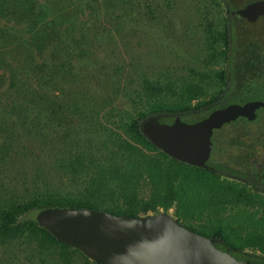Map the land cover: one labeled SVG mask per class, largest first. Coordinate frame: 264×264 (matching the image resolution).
<instances>
[{"label":"trees","instance_id":"trees-1","mask_svg":"<svg viewBox=\"0 0 264 264\" xmlns=\"http://www.w3.org/2000/svg\"><path fill=\"white\" fill-rule=\"evenodd\" d=\"M0 1L4 2L0 4V19H5L3 6L12 16L24 15L29 34L23 38L0 28V89L8 83L4 93L0 91V189L4 191L6 188L2 172L16 158L15 148L21 152L24 160L33 164L36 172L32 185L24 193L5 190L7 196L0 200V264H76L75 260L79 264H101L58 240L39 224L36 214L45 207H90L124 215L156 213L160 208L168 210L177 201L184 203L187 184L193 181L207 182L213 188L210 206L217 212L220 208L214 205L220 202L219 189L225 196L236 192L232 187L228 189L229 192L220 187L221 182L214 170L181 162L164 153L142 133L140 121L159 112L169 114L162 118L164 122H172L176 115L183 120L190 117L191 121H197L208 114L204 106L221 95L222 103L244 102L257 97L260 95L259 88L264 85L263 42L237 39L234 20L229 21L226 15L223 30L209 41L213 50L216 49L215 42L221 44L223 49L220 51L224 58L232 61L230 80L227 72L222 70L216 73L220 84L217 94L210 100L192 104L202 93L198 83L185 80L174 84L143 75L140 90L144 106L135 116L111 120L112 124L108 127L107 123L98 121V115L100 107L112 106V96L104 98L100 104L89 98L86 90L72 91L69 85L63 89L64 98L56 92L51 95L45 88L46 84H60L56 76H61L62 81L70 76L64 82L74 81L73 68L68 59L55 64L53 57L50 67L45 60L41 61V52L45 50V45L54 41L58 27V21L49 18L51 7L46 5L48 2L37 6L35 0ZM54 1L57 6L63 4L65 7L62 0H53L52 4H55ZM220 1L224 7L227 0ZM25 11L27 13L24 14ZM97 12L94 11L93 15ZM82 26L84 28V24ZM82 38L81 43L86 36ZM9 49L11 53L6 56L5 51ZM44 114L50 116L48 120L42 118ZM68 115H75L78 120L94 125L98 138L105 137L103 143L94 148L92 142L81 144V140H70L73 133L70 123L73 119L62 121ZM5 116L18 117V123L25 132H16V121H11L12 124L6 122L3 119ZM53 125L54 128L60 126L54 135L48 130ZM28 133L44 138V142L22 143L24 134ZM213 143L214 153L220 147ZM47 147L59 155L54 160V166H51L53 170L57 173L61 169L71 171L73 185L63 180L61 175L56 180L47 170L42 159V152ZM84 155L95 158L90 162L89 172L79 177V171L85 168ZM142 182L151 186L148 198L139 194ZM188 227L197 231L194 227ZM221 228L214 226L208 236L223 235ZM248 243L258 245L264 251V240H251ZM54 256L57 262H48L47 258Z\"/></svg>","mask_w":264,"mask_h":264},{"label":"rangeland","instance_id":"rangeland-1","mask_svg":"<svg viewBox=\"0 0 264 264\" xmlns=\"http://www.w3.org/2000/svg\"><path fill=\"white\" fill-rule=\"evenodd\" d=\"M251 1L254 0H227V3L232 10H236ZM35 2L37 6L48 2L49 4L46 5L51 7L50 20L58 21L55 39L45 45V50L41 52V61L45 60L50 67L53 57L55 64L68 59L74 74L72 75L74 81L71 83L64 82L70 76L63 81L60 79L61 76H56L60 84H46L45 88L51 95L56 92L58 96L64 98L63 89L69 85L72 91L86 90L88 97L97 100L100 104L103 103L104 98L112 96L113 101L110 103L112 106L100 107L101 111L98 115V121L107 123L108 127L112 124L111 120L135 116L144 106L140 90L143 75L174 84L185 80L198 83L202 93L192 101V104L209 100L220 89L215 73L223 67L224 55L220 51L223 47L215 42L216 49L213 50L209 42L213 39L212 36L223 30L226 22V10L220 0H62L65 7L62 6L63 4L57 6L55 1V4H52L53 0H35ZM3 3L0 1V4ZM2 8L5 19H0V28L18 36H29L28 25L23 20L24 15L12 16L7 13L8 11L6 12L4 6ZM96 10L100 13L97 12L94 16ZM88 19L90 21L87 22ZM233 20L237 39L264 43V17L256 22H248L241 16H235ZM83 35L86 38L81 43ZM10 50L5 51L6 56L11 53ZM1 54L4 55V52ZM6 85L1 87V92L4 93ZM48 116L44 114L42 118L48 120ZM65 117L67 118L62 121L73 119L70 123L73 131L70 140H81V144L92 142L94 148H98L105 140V137L98 138L94 125L78 120L75 115ZM5 118L3 119L6 122L16 121L17 125L14 126L16 132L24 130L18 123V117L5 116ZM184 120L190 122L191 118L185 117ZM260 126L264 127V121L249 123L242 117L226 123L221 130L214 132L212 140L220 149L212 152L209 162L214 163L217 160L231 162L234 148L231 147L230 139L244 128L258 129ZM59 128L60 126L54 128L53 125L48 130L54 135ZM24 136L22 143L25 144L44 142V138L41 139L39 136L35 138L29 133ZM1 141L2 139L0 144ZM14 151L16 152L14 164L6 165V169L2 172L6 188L3 191L0 187V200L7 196L5 190L24 193L32 185L36 174L33 164L24 160L21 152L16 148ZM55 154L47 147L42 152L44 165H47V170L56 180L60 178L58 175H61L63 180L73 185L74 178L71 171L61 169L57 173L51 167L54 166L55 158L59 156ZM84 156L85 168L79 171V177L89 172L90 162L95 158L91 155ZM138 191L141 197L148 198L151 186L142 182ZM213 194V188L209 183L191 181L187 184L185 202H175L168 211L183 224L196 228L206 236L214 226L219 225L227 226L231 232V226L238 217L233 216L236 210L232 209L230 203L232 201H225L223 211L216 212L210 206ZM218 196L220 198L223 196L220 189ZM214 206L221 208L219 203ZM164 210L160 208V211ZM47 260L57 262L55 256L48 257ZM75 263L79 264V261L75 260Z\"/></svg>","mask_w":264,"mask_h":264},{"label":"water","instance_id":"water-1","mask_svg":"<svg viewBox=\"0 0 264 264\" xmlns=\"http://www.w3.org/2000/svg\"><path fill=\"white\" fill-rule=\"evenodd\" d=\"M235 12L256 22L264 16V0L251 1ZM261 104L260 100L229 103L194 122L180 115L164 122L162 118L169 114L159 112L143 118L140 129L172 158L207 167L214 130L240 116L255 118ZM36 219L58 240L101 264H250L218 248L215 237L189 228L168 210L124 215L90 207L50 206L39 210Z\"/></svg>","mask_w":264,"mask_h":264},{"label":"flooded vegetation","instance_id":"flooded-vegetation-1","mask_svg":"<svg viewBox=\"0 0 264 264\" xmlns=\"http://www.w3.org/2000/svg\"><path fill=\"white\" fill-rule=\"evenodd\" d=\"M224 7L226 11H228L226 15L229 21H233L235 16H240L235 10L231 9L229 3L225 2ZM242 19L245 18L242 17ZM231 63V60L228 61L224 58L223 67L217 70L216 73L223 70L228 73V80H230L229 68ZM216 73L215 77L219 80ZM259 91L260 95L258 97L251 98L244 102H238L245 103L252 100H260L263 102V104L256 109L255 118L249 119L246 116H240L249 123L261 120L264 121V85L259 88ZM222 98L221 95L214 102L204 106L206 113L209 114L214 109L229 104L226 102L222 103ZM223 126L219 129H215L214 132L221 130ZM261 127L263 126H260L258 129L244 128L242 132L237 133L236 136L230 139L229 142L231 143V147L234 148L231 162L217 160L211 163L209 162L210 156L207 167H205L215 171V175L221 182L220 187L226 188V192H229L228 189L230 187L236 190L233 195L231 193V195L227 196L222 192L223 196L220 198L219 202L221 207L219 209L220 213L223 211L222 207L226 205L225 201H232L230 202L232 209L236 210L233 216L238 217L236 222L231 226V232L227 226L219 225L222 227L221 229L223 230L224 236L222 234L215 236L217 239L216 245L222 250L231 252L238 260H249L250 264H264L263 249L258 245L254 246L248 243L251 240H264V127ZM229 197L232 199H228ZM232 233H234V235H232Z\"/></svg>","mask_w":264,"mask_h":264}]
</instances>
